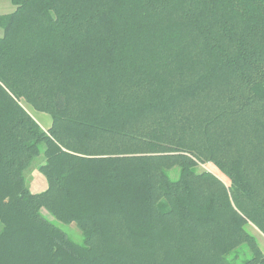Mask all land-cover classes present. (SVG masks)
I'll use <instances>...</instances> for the list:
<instances>
[{
  "label": "trees",
  "instance_id": "1",
  "mask_svg": "<svg viewBox=\"0 0 264 264\" xmlns=\"http://www.w3.org/2000/svg\"><path fill=\"white\" fill-rule=\"evenodd\" d=\"M9 1L0 264H264V0Z\"/></svg>",
  "mask_w": 264,
  "mask_h": 264
},
{
  "label": "rangeland",
  "instance_id": "2",
  "mask_svg": "<svg viewBox=\"0 0 264 264\" xmlns=\"http://www.w3.org/2000/svg\"><path fill=\"white\" fill-rule=\"evenodd\" d=\"M15 7L12 5V3L9 0H0V15H6L9 13H12L14 11ZM0 30V35H1ZM21 105L24 107V110L27 108L25 107V103L21 101ZM28 113V111H26ZM30 112L33 114L34 118L37 120L39 115V112H34L30 110ZM29 114V113H28ZM33 119V118H32ZM34 120V119H33ZM35 120V121H36ZM42 156V155H41ZM38 156L33 160L31 166L25 171L24 178L26 187L31 193H40L44 191L47 188V183L45 177L42 175V173L38 170L39 164L42 162V157ZM206 170L208 172H213V168L209 165H199L198 171ZM175 176H173L174 178ZM62 230L66 232L68 237L72 239L76 243L81 242V236L79 232L72 226H63L62 224L58 223ZM249 232L255 237L257 240L258 246L261 249V251L264 253V235H262L256 228H254L252 225H249Z\"/></svg>",
  "mask_w": 264,
  "mask_h": 264
},
{
  "label": "crops",
  "instance_id": "3",
  "mask_svg": "<svg viewBox=\"0 0 264 264\" xmlns=\"http://www.w3.org/2000/svg\"><path fill=\"white\" fill-rule=\"evenodd\" d=\"M30 108L27 109L29 115L34 119V121L36 120L33 116V114L30 112ZM33 111V110H32ZM36 112V111H34ZM37 113V112H36ZM40 116H38V119L35 121L39 127L43 130V131H47L50 126H51V118L49 115L44 114V113H39Z\"/></svg>",
  "mask_w": 264,
  "mask_h": 264
}]
</instances>
